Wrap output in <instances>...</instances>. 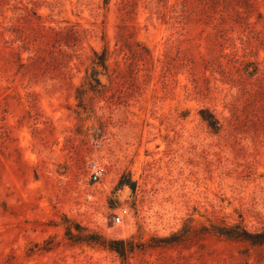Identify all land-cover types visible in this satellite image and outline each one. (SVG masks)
Instances as JSON below:
<instances>
[{"label":"rangeland","instance_id":"1","mask_svg":"<svg viewBox=\"0 0 264 264\" xmlns=\"http://www.w3.org/2000/svg\"><path fill=\"white\" fill-rule=\"evenodd\" d=\"M234 226L264 230V0H0V264H264Z\"/></svg>","mask_w":264,"mask_h":264},{"label":"trees","instance_id":"2","mask_svg":"<svg viewBox=\"0 0 264 264\" xmlns=\"http://www.w3.org/2000/svg\"><path fill=\"white\" fill-rule=\"evenodd\" d=\"M96 58L98 62H94L93 73L96 74L100 68H102L103 70H107V55L103 54L102 56H99L96 54ZM216 230V232H218L222 236L227 237L228 239L248 242L253 246H264V230L261 232L250 233L241 226L223 227L221 229L216 228ZM119 253L121 255L124 254L121 251Z\"/></svg>","mask_w":264,"mask_h":264},{"label":"built area","instance_id":"3","mask_svg":"<svg viewBox=\"0 0 264 264\" xmlns=\"http://www.w3.org/2000/svg\"><path fill=\"white\" fill-rule=\"evenodd\" d=\"M106 176H107V173H106V170H105L104 166L96 165L94 167V173H93V176H92L94 184L100 183L103 180V178H106ZM89 199L92 200V196H89ZM116 222L120 223L121 222V218L118 217L116 219Z\"/></svg>","mask_w":264,"mask_h":264}]
</instances>
